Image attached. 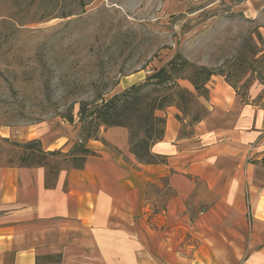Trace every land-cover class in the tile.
<instances>
[{
  "label": "crops",
  "instance_id": "obj_1",
  "mask_svg": "<svg viewBox=\"0 0 264 264\" xmlns=\"http://www.w3.org/2000/svg\"><path fill=\"white\" fill-rule=\"evenodd\" d=\"M206 86L192 125L156 112L162 162L140 163L117 126L48 183L44 167L1 164L0 264H264V103L221 75Z\"/></svg>",
  "mask_w": 264,
  "mask_h": 264
},
{
  "label": "rangeland",
  "instance_id": "obj_2",
  "mask_svg": "<svg viewBox=\"0 0 264 264\" xmlns=\"http://www.w3.org/2000/svg\"><path fill=\"white\" fill-rule=\"evenodd\" d=\"M263 40L264 0H0V165L31 139L61 152L48 157L51 181L79 164L68 153L80 102L143 82L177 53L264 103ZM202 94L179 112L185 126L205 113Z\"/></svg>",
  "mask_w": 264,
  "mask_h": 264
},
{
  "label": "trees",
  "instance_id": "obj_3",
  "mask_svg": "<svg viewBox=\"0 0 264 264\" xmlns=\"http://www.w3.org/2000/svg\"><path fill=\"white\" fill-rule=\"evenodd\" d=\"M264 43V40H263ZM190 69L188 76L181 72ZM214 73L205 67H195L179 53L168 60L163 66L154 70L143 82L132 84L119 92L104 98L102 95L92 101L80 102L78 119L82 123L81 143L76 142L74 149L68 153L72 158H79L80 162L70 168L84 166L88 155L95 152L86 146L84 141L98 138L100 129L108 127H127L130 132L129 152L143 164L162 162L163 156L151 152V146L162 139L165 130V117L156 114L167 106H175L180 113L186 114L187 104L192 103L196 96L207 94V82ZM177 79L188 80L193 89L182 87ZM234 88V86H233ZM165 90V91H164ZM177 96V100L174 98ZM201 116H193L198 121ZM176 118L181 120L180 114ZM72 122L73 117H67ZM137 131L140 135L137 137ZM21 152L16 162L10 160L9 166L35 167L41 166L46 171L47 183L51 181L46 169L48 157L61 153L59 150H44L38 139H31L18 144ZM69 169V168H67ZM62 170V169H61ZM60 170L56 171L53 179Z\"/></svg>",
  "mask_w": 264,
  "mask_h": 264
}]
</instances>
